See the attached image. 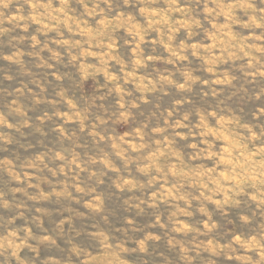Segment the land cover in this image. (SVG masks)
Listing matches in <instances>:
<instances>
[{"label":"rangeland","instance_id":"374dc122","mask_svg":"<svg viewBox=\"0 0 264 264\" xmlns=\"http://www.w3.org/2000/svg\"><path fill=\"white\" fill-rule=\"evenodd\" d=\"M0 264H264V0H0Z\"/></svg>","mask_w":264,"mask_h":264}]
</instances>
